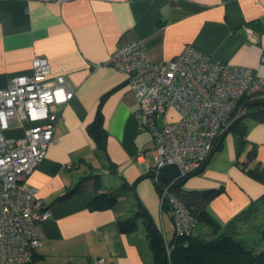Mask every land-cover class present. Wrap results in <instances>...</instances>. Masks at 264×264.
Here are the masks:
<instances>
[{
	"label": "crops",
	"instance_id": "1",
	"mask_svg": "<svg viewBox=\"0 0 264 264\" xmlns=\"http://www.w3.org/2000/svg\"><path fill=\"white\" fill-rule=\"evenodd\" d=\"M135 39L152 62L172 59L192 45L214 62L249 66L264 80V0H0V88L14 76L31 74L34 60L45 57L50 78L64 75L76 90L68 103L53 107L61 114L55 140L25 181L38 189L51 213L33 264H98V259L152 264L145 229L129 233L118 225L134 212V191L112 208L93 210L94 174L101 175L105 191L124 179L136 183L135 192L166 240L174 239L172 217L162 209L151 175L156 164L152 133L140 128L139 103L127 75L104 64L119 45ZM98 112L105 151L89 132ZM177 117L169 109L162 122ZM29 125H13L6 134L21 137ZM224 140L203 171L183 186L184 191L223 189L207 204L222 225L217 233L264 194V183L244 168L264 167V122L247 120L240 154L232 132ZM213 230L205 224L195 234Z\"/></svg>",
	"mask_w": 264,
	"mask_h": 264
},
{
	"label": "built area",
	"instance_id": "2",
	"mask_svg": "<svg viewBox=\"0 0 264 264\" xmlns=\"http://www.w3.org/2000/svg\"><path fill=\"white\" fill-rule=\"evenodd\" d=\"M104 64L127 75L139 103L140 128L149 130L155 141L151 174L161 187V207L168 203L177 236L192 235L199 218L171 186L208 162L219 138L246 112L238 107L239 100L264 89L263 78L249 66L214 62L192 45L172 59L152 62L136 39L119 45ZM50 71L48 60L37 57L31 74L14 76L0 88V264L31 262L51 215L38 189L25 181L55 140L61 114L53 107L68 103L76 90L64 75L50 78ZM169 109L178 117L162 122ZM24 122L30 125L23 136L6 134ZM167 166H175L179 174L165 184ZM173 246L166 240L169 257ZM97 263L107 264L105 259Z\"/></svg>",
	"mask_w": 264,
	"mask_h": 264
},
{
	"label": "trees",
	"instance_id": "3",
	"mask_svg": "<svg viewBox=\"0 0 264 264\" xmlns=\"http://www.w3.org/2000/svg\"><path fill=\"white\" fill-rule=\"evenodd\" d=\"M238 107H244L246 112L232 124L230 132L235 136L238 154H240V150L244 147L247 139V120L264 122V89L251 95H244L239 100ZM89 132L96 140L98 149L105 151L106 130L100 112L97 113L96 119L89 126ZM223 143L224 139L221 136L216 143L214 152L219 150ZM251 154L250 152L249 156ZM106 161L107 167L113 170L115 165L108 156ZM241 163L244 164L238 159V164ZM206 164L207 162L200 169L205 168ZM244 168L250 175L264 183V167L249 168L245 166ZM178 174L175 166H167L163 169L165 177H162V182L166 184V179L175 180ZM92 177L95 179L96 195L89 206L93 210L112 208L128 192L134 191V212L128 218L119 219L118 225L123 232H133L138 228L139 220H142L146 227L149 247L153 257L152 264H160L166 257V238L161 227L155 222L153 216L135 192L136 183L131 184L124 179L119 187L105 191L101 190L104 183L101 175L94 174ZM186 178L176 179L171 189L188 206L193 207L199 221L205 222L214 230L212 234L207 235L193 233L189 236H177L175 234L174 239L171 241L174 246L168 264H264V221L260 224L256 223L253 232L254 238L242 237L243 232L239 228V223L255 221L264 214V194L227 223L223 231L217 233V229L221 228L222 225L208 211L207 204L223 189L211 188L184 191L183 186L186 183ZM157 187L160 190V185L157 184ZM70 194L67 193L61 196V199L70 196ZM168 209V203H166L164 210L168 211ZM34 259L27 264H33Z\"/></svg>",
	"mask_w": 264,
	"mask_h": 264
},
{
	"label": "rangeland",
	"instance_id": "4",
	"mask_svg": "<svg viewBox=\"0 0 264 264\" xmlns=\"http://www.w3.org/2000/svg\"><path fill=\"white\" fill-rule=\"evenodd\" d=\"M224 143H225V140H224ZM216 159H218L219 160V158H216ZM165 217H167L166 216V214H165ZM262 221H264V214L261 216V217H259V218H257L255 221H250V222H246V223H239V228L241 229V231L243 232V234L241 235L242 237H245V238H247V237H253V235H254V231H255V226H256V223H258V224H260ZM205 222H199L198 223V226H197V228L195 229V232L197 231V229L198 230H200V229H203V228H205ZM163 225V224H162ZM143 228L145 229V232H146V227H145V225L143 224V221L142 220H139V226H138V228L135 230V231H133V232H136V231H140V232H142L143 231ZM194 232V233H195ZM129 233H132V232H129ZM146 235H147V233H146ZM165 235H166V233H165ZM170 237H171V235H169ZM254 238V237H253ZM166 257L168 258V262L170 261V257H169V255H168V252H167V250H166ZM151 259H153V257H151Z\"/></svg>",
	"mask_w": 264,
	"mask_h": 264
},
{
	"label": "water",
	"instance_id": "5",
	"mask_svg": "<svg viewBox=\"0 0 264 264\" xmlns=\"http://www.w3.org/2000/svg\"><path fill=\"white\" fill-rule=\"evenodd\" d=\"M231 126H232V125H231ZM230 130H231V127H230L228 130H226V131L224 132V134L222 135V139L225 138V136L230 132ZM203 169H204V168L200 169L199 171H197V172L194 173V174H198V173L202 172ZM163 177H165V176L163 175ZM188 178H189V177H187L185 181H187ZM166 180L169 181V179H166ZM160 264H168V258L165 257V258L160 262Z\"/></svg>",
	"mask_w": 264,
	"mask_h": 264
}]
</instances>
